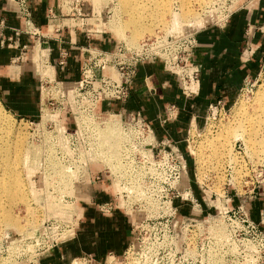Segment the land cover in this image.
Returning <instances> with one entry per match:
<instances>
[{"label": "rangeland", "instance_id": "374dc122", "mask_svg": "<svg viewBox=\"0 0 264 264\" xmlns=\"http://www.w3.org/2000/svg\"><path fill=\"white\" fill-rule=\"evenodd\" d=\"M74 1L76 0H62V4L65 6L64 8L70 9ZM139 1L142 3H138L143 8L145 7L146 10L142 11L144 15L141 18L135 16L136 12L134 11V17L131 19L136 24L133 29L124 27L126 20L129 18L121 11L119 0H79L80 3L78 4H84L88 7V11L92 13L96 24L95 30L107 32L111 40L116 42V44L128 46L151 36L181 37L195 34L206 25L220 26L227 14L232 13L248 0H187L186 3H183V7H177L174 4L173 11L175 13L182 14L188 10L194 14L193 18L185 21L186 26L190 29L187 28L186 31L183 30L178 35L166 31L168 26H170L169 24L165 27L156 25L154 18L156 8L153 7V0ZM149 1L153 5H150ZM164 20L169 22L170 18L166 16ZM200 21L201 23H199ZM38 55L35 58L32 55L35 61L36 75L39 74L40 76L41 74V77L45 78L41 89L38 90L40 101L36 116L33 118L22 117L9 112L0 104L2 106L0 108L1 129L3 133L5 132L3 140L7 138L9 140L14 136L15 131H20L25 136L27 143H30L33 147L28 165L24 167L20 164L18 166L20 182L24 185L22 188L26 199H22H24L25 203L22 204L20 200V202H10L3 199L1 202L3 204L0 205V209L3 207V212L0 210V264H28V255L25 256L28 246L26 240L34 235L46 220L52 222L54 226L57 224V226H62V224L68 223L75 230L81 219L79 209L83 203L85 204V196L89 190L88 182L92 177V172L97 168L99 173L96 176H99V179L100 174L107 176L105 174L107 171L106 167L100 165H89L88 172H82L81 175V171L78 170L80 166H72V168H76L71 169L70 164L66 166L57 161L60 148L64 145L58 129L60 130L61 127L71 129L74 127V122L68 117L67 112L61 111L59 114L62 101L56 94V85L54 82L50 85L47 83L48 81H54L50 74L52 70L45 66L43 56L40 64L45 71L39 72L37 62L39 63L38 58L41 56ZM33 58L30 57V60ZM19 63L20 61H17V63L15 62L11 65L18 66ZM193 66L196 67L195 65ZM64 89L67 90L66 88ZM241 89L234 103L227 108V119L221 122L209 121L204 127H201L203 124L202 120L198 124L201 128L200 136H195L194 132H192L194 137L189 140V146L191 147L189 151L193 155L194 160L191 156H188L187 165L192 176L193 172H196L197 168L203 164L201 172L204 173V177L198 178V181L202 182L205 178V181L203 180L204 186L200 185L202 190L205 191V195L203 196L197 184L191 181V191L195 194L197 200L191 204L189 201L180 200L179 198L173 199L171 202L172 208L175 210L174 215L170 211V215L166 214L165 212L167 211L164 210V214H157L156 211L153 214V211L142 210L137 204L133 205L131 212L138 211L136 214L125 212L132 216L134 220L133 226H136V229L131 231V243L134 244L133 254L130 251L128 255L117 257L118 260L122 261L127 257V260L130 261L135 257L136 253L138 257L141 253L144 255L154 248V264H176L180 261L182 255L186 264H264V258L261 259L256 255V242L258 240H256V237L254 240V232L252 230L241 226V212L237 210L239 206L243 207L248 214V218L255 223H259L262 219L263 224L260 225L259 231L264 235V183L261 185L255 184V181L260 180L256 178V173L253 174L251 170L249 176L253 179L256 189L253 193H250L252 186L244 184L245 179L241 181L237 169H234V173L230 174L231 178L230 175L227 176L221 170L224 162L228 159L227 157L231 156L230 152H232L233 143L235 141L242 143L241 140H236L234 137L237 132H242L239 128V124L243 122L240 120L242 114H244V111L249 114L253 113L254 108L252 107H255L256 104L254 100L258 95L264 96V69L246 87L243 86ZM48 98L51 100L47 101ZM65 109H67L66 106ZM105 118L101 120H105ZM245 125V123L242 124L243 127ZM5 128L7 131L4 130ZM115 128L116 126L112 122L105 121V126L100 128L101 135L100 132V136L97 135L99 140L95 145L100 149V152L96 154L103 161L116 156L120 149L119 145L121 146L122 136L118 137L119 140L115 139L114 136L105 137L106 134L113 132ZM155 138L158 141L162 140H159L156 135ZM102 142L105 147H103ZM66 143L64 146L72 149L71 144L68 141ZM221 143L226 144L224 146V149H226L222 151L224 152L223 155H225L224 158L223 155L219 157L222 149L220 148L222 146ZM2 144H0V147L3 146ZM72 144L75 143L72 142ZM175 146L184 153L185 143L184 146ZM191 150H197L201 155L202 160L199 163ZM227 150L230 152H226ZM103 151H105V155L102 153ZM4 154L6 153L0 152L1 156ZM245 157L249 158L246 154ZM52 166L57 167L58 172L52 170ZM71 173H74V175L69 177L72 175ZM80 175L81 178H78ZM107 179L108 181L110 180L109 178ZM66 183L70 184L67 185ZM65 185H67V188L64 187ZM113 192H115V189H113ZM61 196H68V199L61 198ZM249 200L259 202L260 209L256 215L250 214L246 207V203ZM7 202L12 205H8ZM65 205L69 207L63 209L62 206ZM193 207L195 208L194 212ZM260 212L262 214L261 217ZM3 214H9L14 217L15 224L6 225L3 220ZM188 218H194L196 221L190 222L187 220ZM19 226L24 229L22 233L17 229ZM218 228L220 229L218 230ZM71 235L72 233L68 230L61 238L65 240L70 238ZM7 241L17 242V245H9ZM251 245H255V251L251 249ZM42 256L45 255H41L37 259ZM152 263L153 260L149 264Z\"/></svg>", "mask_w": 264, "mask_h": 264}, {"label": "crops", "instance_id": "0c3cea01", "mask_svg": "<svg viewBox=\"0 0 264 264\" xmlns=\"http://www.w3.org/2000/svg\"><path fill=\"white\" fill-rule=\"evenodd\" d=\"M25 6L27 16L19 13L15 0H0V104L13 114L33 118L45 78L36 75L37 54L39 72L45 71L40 64L44 56L53 80L68 89L81 77L87 49L110 52L117 44L107 32L95 30L92 13L84 4L74 2L69 11L62 0H25ZM194 37L191 64L198 69L194 94L185 95L160 61L146 62L137 68L128 100L101 103L98 111L126 118L139 112L159 140L184 146L189 126L202 122L209 104L221 101L228 108L241 88L264 69V0L242 3L224 24L206 25ZM17 61L18 66L11 65ZM98 173L95 168L92 176ZM113 194L107 177L100 174L79 209L81 219L73 239L40 257L37 264H69L81 255H90L94 264H105L109 254L122 256L131 243L132 216L117 209L109 213L97 209L98 204L111 202ZM246 207L252 215L260 209L255 200Z\"/></svg>", "mask_w": 264, "mask_h": 264}, {"label": "built area", "instance_id": "2783aa9c", "mask_svg": "<svg viewBox=\"0 0 264 264\" xmlns=\"http://www.w3.org/2000/svg\"><path fill=\"white\" fill-rule=\"evenodd\" d=\"M74 2L79 3V0ZM15 4L19 13L27 16L25 0H15ZM230 14L225 16L221 24L226 22ZM195 47L194 34H190L181 37L151 36L136 43L135 47L117 44L114 50L110 52L89 48L85 52L86 56L82 63L81 77L73 86L65 90L61 83L47 82L49 85L53 82L56 85V94L62 101L59 114L61 111L67 112L68 117L74 122L73 128L61 127L59 130L64 141L62 143L66 145L68 141L72 149L62 145L57 161L66 166L70 164L71 169H73L72 166H80L78 170L81 171V175L82 172L88 170L89 165H100L106 167L108 171L105 174L110 179L109 183L112 189H115L114 197L111 202L98 204L97 209L99 212L109 213L113 209H117L136 214L138 211L131 212V209L133 205L137 204L142 210L153 211V214L154 211L157 214H164L162 205L167 204V208L174 215L175 210L172 208L171 202L173 199L179 198L180 200L189 201L191 204L196 202L197 199L190 187L191 181L196 183L200 193L203 196L205 195V191L202 190L201 184L197 181V170L191 176V171L187 165L188 156H191L194 160L189 151V140L194 137L192 132L195 136H200V126H189L184 139L183 153L167 139L158 141L152 127L139 112L131 113L128 118L121 113H117L115 114L117 115L116 122L123 142L118 152V161L112 163V167H115V169H112L108 163H105L96 154L100 152V149L95 145L99 140L95 130L104 127V120L101 119L112 114L100 113L98 111L99 105L111 102L125 103L130 96L139 65L146 62L160 61L165 69L173 73L185 95L194 94V86L198 82V69L191 64V57ZM178 68L183 73V85L177 77ZM248 84L249 82L244 87ZM49 100L51 99L48 98L47 101ZM65 106L67 109H65ZM227 111L221 101L209 104L203 115L201 127H204L209 121L221 122L227 119ZM66 139L67 141H65ZM72 142L75 144H72ZM232 154L236 161L234 163L228 160L225 161L223 168H221L222 173L229 176L234 173V169H237L241 181L245 179L244 184L251 185L250 193H253L256 187L249 173L251 170L253 174L256 173V178H259L260 181H255V184L261 185L264 183V163L257 164L246 158L244 146L240 141L233 143ZM81 175L78 178H81ZM98 180L99 176H92L88 186H92ZM202 185L204 186V184ZM61 198L68 199V196H61ZM237 210L241 212V226L252 230L254 240L255 237L258 240L256 242V255L261 259L264 258V235L259 231L260 225L263 224L262 219L259 223H255L248 218V214L243 207L239 206ZM261 215L260 212V217ZM187 220L190 222L196 221L194 218H188ZM57 225L54 226L52 222L46 220L37 232L26 240L28 246L25 256L28 255V264H37L39 256L46 255L68 242L67 240L73 239L75 230L72 226L68 223L62 224V226ZM131 229L134 231L136 226ZM68 230L72 231V236L64 240L61 237ZM7 243L15 245L17 242L7 241ZM133 249L134 244L131 243L122 255H128L130 251L133 254ZM251 249L255 251V245H251ZM20 251L22 250L20 249ZM152 260V264H154V248L147 256L141 253L137 257L136 253L130 261L127 260V257L120 261L117 257L109 254L105 264H149ZM93 262L94 260L90 255H81L73 258L69 264H93ZM176 264H186L183 255Z\"/></svg>", "mask_w": 264, "mask_h": 264}, {"label": "bare ground", "instance_id": "6f19581e", "mask_svg": "<svg viewBox=\"0 0 264 264\" xmlns=\"http://www.w3.org/2000/svg\"><path fill=\"white\" fill-rule=\"evenodd\" d=\"M153 1H154V5L152 3L151 4L153 5V7L156 8V13L154 14V18L156 20L157 26L165 27L169 24L170 26H168V30H166V31H168L169 33H174L175 35L180 34L183 30L184 31L187 30L188 27L186 26L187 24L185 23V21L189 18H193L194 14L189 12L188 10H186L182 14H178V13H175L173 11L174 10V4H176L177 7H183V5H184L183 3H186L187 0H153ZM138 2H141V1H139V0H119V4L121 5V11L124 12L129 18L128 20H126L124 27L130 28V29L135 28L136 23H135V21H133L131 19L132 17H134V11L136 12L135 16H138L141 18L144 15V12H142V11H144L146 9H145V7L143 8ZM150 2L151 1H149V4H150ZM166 16H168L170 18L169 22H166L164 20V17L166 18ZM199 23H201V21ZM120 27L122 28V26H120ZM188 29H190V28H188ZM135 45L136 44L128 45V46L135 47ZM182 76H183V73H182L181 69L178 68L177 69V77L180 79L181 84L183 85ZM184 87H186V86H184ZM254 103H256V104H255V107L254 106L252 107V108H254L253 109L254 111H252L253 113L249 114V113H245V111H244V114H242L240 120L243 122H241L239 124L240 131H242V132H240V133L237 132L234 137L236 140L238 139V140L242 141V143L244 145V153L247 155V157L249 156L250 160L253 159L252 161H254L255 163H264V96L258 95L256 97V99L254 100ZM0 108H2L1 105H0ZM116 116L117 115L112 114V115H109L107 117V119L104 120V122H103L104 126H105V121H108L109 123L112 122L117 128V129L115 128V130H114L115 133L113 131L111 133L106 134L105 137L114 136L115 139H118V137L121 136L120 130H119L117 122H116V120H117ZM79 119H78V121H80ZM244 123L246 125L243 127L242 124H244ZM191 125L193 127H195V125H197V124L195 122H192ZM9 129H11V128H9ZM4 130H6V128ZM58 131H59V129H58ZM95 131L97 132V135H99L100 128H97ZM4 133L1 129V117H0V144L3 143L2 144L3 146L0 147V152L6 153L2 156L0 155V163H1L0 164V205L3 204V203L1 204L3 199L9 200L10 202H16V201L20 200L21 203L24 204L25 201H23V200L26 199V198H24V195H23L22 186H24V185H22L20 182L21 179H20V176L18 175V173H19L18 166L20 164H22L24 167L26 165H28L29 159L31 156V150H33V147H32V145H30V143L29 144L27 143L25 136L23 134H21L20 131L14 132V136L12 135L13 137L11 136L12 138H10V139H12L11 141H10V139L8 140V138L6 139L8 141L3 140ZM6 134L9 135L8 132H6ZM100 135H101V132H100ZM234 137H233V140H234ZM111 140H113V139H111ZM222 140L225 141L224 139H222ZM4 142H5V144H4ZM122 142H123V138H122ZM122 142H121V145H122ZM225 143H226V141H225ZM221 144H222V146H220V148H222V149L220 151L219 157L220 156L222 157V155L224 153L222 151H224L226 149V148L224 149V146H226V144H224V143H221ZM230 144H232V143H230ZM102 145H103V147H105L103 142H102ZM119 147H120V145H119ZM189 148L191 149L190 146H189ZM119 150H118V152H119ZM192 152L195 154L196 159L199 163L200 160H202L201 155L198 153L197 150L192 151ZM226 152H230V151L227 150ZM102 153L104 155L106 154L105 151H103ZM230 153H231V156L227 157L228 158L227 160L229 162L234 163L236 161V158L234 157L232 152H230ZM224 156L225 155H223V158H224ZM118 159H119V154L117 153L116 156H113L112 158H110L104 162L108 163L112 169H115V167H112V163L114 161H118ZM195 164H196V162H195ZM46 166H42V167H46ZM201 167L203 168V164ZM201 167L199 166L197 168L198 173H196V176L199 179H201L202 176L204 177V173L201 172ZM75 168H73V169H75ZM51 169L54 171L56 170V172H58V168L55 166H52ZM77 169H78V167H77ZM71 174L72 175H70L69 177L74 175V173H71ZM67 181H69V180H67ZM198 183L202 185L203 180H202V182L198 181ZM66 184L68 185L70 183H66ZM67 185H65L64 187L67 188ZM69 187H70V185H69ZM22 198H24V199H22ZM10 204L8 203V205H10ZM162 206L164 207L162 210L167 211L165 213L168 214L169 208H167V204H164ZM65 207L67 209L69 206H66V205L62 206L63 209H65ZM2 209H3V207L0 209L1 212H3ZM194 210H195V208L193 209V212H194ZM9 214H3V220H4L6 225H14L15 224V220L13 219L14 217H11ZM70 214H68V215H70ZM194 214H197V213H194ZM30 225H31V223H30ZM17 229L20 233H22L24 231L22 226L21 227L19 226ZM219 229L220 228H218V230ZM70 232L72 233L71 230H70ZM150 253H151V251L149 253H146V256L149 255ZM143 260H145V259L143 258Z\"/></svg>", "mask_w": 264, "mask_h": 264}]
</instances>
